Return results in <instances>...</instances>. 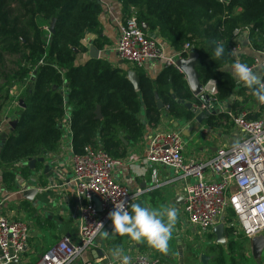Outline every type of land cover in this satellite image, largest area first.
Here are the masks:
<instances>
[{
	"label": "trees",
	"instance_id": "16d2710c",
	"mask_svg": "<svg viewBox=\"0 0 264 264\" xmlns=\"http://www.w3.org/2000/svg\"><path fill=\"white\" fill-rule=\"evenodd\" d=\"M119 1L124 20L135 17L148 38L158 35L181 58L189 56L185 43L196 39L192 51L199 54L196 70L200 81H216L220 104L230 99L239 84L230 72L218 70L223 62L211 58V41H221L226 52L232 53L236 31L248 28L254 49L264 48V0ZM102 11L100 0H0V126L17 86L24 87L18 101L25 105L12 112L18 124L7 135L5 145L0 143V168L27 165L31 159L56 152L67 114L75 154H83L88 147H102L116 160L125 159L129 144L142 141L147 129L159 127L165 114L173 120L195 122L193 111L178 101L201 106L200 100L175 67H166L154 80L143 69H133L140 79L136 90L127 69L114 67L106 58L76 64L79 54L88 53L83 45L85 36L102 33ZM53 19L56 27L50 34L45 28ZM238 42L243 45L242 39ZM108 45L103 38L94 42L99 51ZM226 59L234 62L232 55ZM240 92L250 95L244 101L232 102L230 113L235 117L247 113L248 119H259L264 104L252 90L243 87ZM156 94L164 105L162 110ZM98 107L101 119L96 115ZM230 113L212 115L204 125L211 130L223 128L229 134L234 128ZM24 170L30 168L25 166ZM3 179H14L13 172H4ZM227 234L235 236L232 228Z\"/></svg>",
	"mask_w": 264,
	"mask_h": 264
},
{
	"label": "built area",
	"instance_id": "2783aa9c",
	"mask_svg": "<svg viewBox=\"0 0 264 264\" xmlns=\"http://www.w3.org/2000/svg\"><path fill=\"white\" fill-rule=\"evenodd\" d=\"M244 32H249L248 28L235 33L237 44L231 49L235 53L234 62L244 63L243 45L238 42ZM192 48V42L184 45L185 52L190 53ZM117 54L123 63L134 69H142L151 60H165L162 46L144 34L133 16L124 20ZM179 58L178 54L176 59L166 60V67L177 68ZM257 64L258 60L254 59L248 65L255 72ZM203 94L220 104L215 80L203 84ZM230 115L236 130L234 147L224 143L210 157L187 159L182 133L157 127L150 136L145 160L150 166L172 169L176 179L185 182L184 211L190 224L199 228L201 234L223 224L226 229L232 228L234 234L250 240L264 234V113L255 120L248 119L247 113L237 117ZM63 124L70 129L69 114ZM119 164L120 160L112 158L102 147H88L83 154L72 153L71 183L82 201L78 237L75 240L62 238L34 264H93L85 255L96 247L99 235L111 222L109 213L115 203L125 201L130 206L143 193L141 190L133 192L118 182L115 169ZM95 200L100 202V211ZM30 237L27 221L0 215V264L23 263ZM156 263L145 255L128 258V264Z\"/></svg>",
	"mask_w": 264,
	"mask_h": 264
},
{
	"label": "crops",
	"instance_id": "0c3cea01",
	"mask_svg": "<svg viewBox=\"0 0 264 264\" xmlns=\"http://www.w3.org/2000/svg\"><path fill=\"white\" fill-rule=\"evenodd\" d=\"M100 1L103 7V11L99 17L102 33L100 35L88 33L85 36L83 45L88 48V53L79 54L76 64H85L90 59V44L94 45L96 40L103 38L107 39L109 42V45L101 51L103 58H106L114 67L120 66L127 70H133L134 68L131 65L130 68L129 66L127 68L126 64L124 65V63H121L117 54V45L124 23L122 4L119 0ZM199 30L200 27L197 28V32ZM151 37L159 41L165 55L164 61L151 60L142 68L144 72L154 80L166 68V60L170 58L176 59L178 54L169 43L162 40L158 35L152 34ZM239 37L242 39L244 46L241 51L242 60L250 65L254 59H257L258 64L255 72L264 76V48L259 51L254 49L249 39V32H244ZM194 41L196 40L191 39L188 42L194 43ZM243 87L242 84H239V88H237L235 92L236 97L232 102L236 100L242 101V96H244L242 95L243 92L239 93L238 91ZM11 96H14V93H12ZM232 102L220 104L223 112L230 111ZM19 107L22 108L20 105L18 108ZM13 117L15 118L16 116H11L10 119H8V116L4 117L2 123L3 130L0 128V131H2L0 133V143H2L3 134L8 135L10 133L9 123ZM159 127L182 133L186 144L184 156L187 159L210 157L216 152V150H214L215 147L208 145L210 143L206 140H203L204 146L199 147L196 153L194 149L189 148L191 144L190 139H196L200 132H214V130L208 129L204 124L202 125V131H200L201 129L196 131V122L184 123L183 121L173 120L165 114L163 115ZM3 131L6 133H3ZM62 131L63 139L57 151L45 156L47 157V162L51 165L50 170L45 172L46 166L41 163H37L35 170L30 169L29 171L24 170L25 166L28 165L22 163L14 167L0 168V215L8 216L13 219L26 220L31 229L29 243L44 242L45 239L46 243L52 244L41 254L45 253L62 238L66 237L75 240L78 237L81 224L80 205L82 201L79 199L76 189L71 183L73 178L72 131L66 124H62ZM153 131L154 129H147L142 141L129 144L127 157L120 160V164L116 166L115 176L119 183L125 185L131 191L137 192L141 190L143 193L138 198L143 195H153V197L160 196L164 203H166V200H171L172 205L176 208L177 220L173 229V234L176 243L179 247H182L183 250L180 254H176L177 256L167 255L165 258L161 257V259H159L161 264H174L178 260L181 261V264H191L190 261L194 262L199 260L196 257L194 258V255L190 256V247H193L197 243L218 246L227 245L229 243L236 244L238 242V237L236 236H239L244 241L242 235L234 234L235 236H233L227 234L226 243L218 244L212 232L201 234L199 228L190 224L188 216L184 211L185 200L183 199L185 182L177 180L175 172L170 168L160 165L150 166L146 163L145 159L148 155L150 136ZM235 137V126L229 134L225 132H223V134L220 133L218 147L224 143H228L229 145H231V142L235 143ZM210 147H212L211 149L213 150L212 154L206 155L205 152H208L207 148ZM4 172H13L14 179L4 180ZM32 186H35L39 192L33 201H29L24 198L23 193ZM29 215H31V217H29ZM112 228L111 221L102 232H107L108 234L105 236L101 233L97 239L96 247L86 253L85 259L87 261H91L93 264H112L114 263L112 260V250L117 247L120 248L122 254L128 258H134L139 255L148 257L145 251L147 248L144 247L145 244H143L144 242H128L127 239H129V237L126 235L118 237V233L113 236L111 233ZM100 252L102 254H100ZM32 253L31 246L28 245L25 261L21 264H32V259L30 257ZM203 255H201L200 258H202ZM251 255L250 249V256ZM38 259L37 257L35 262ZM149 259L155 261L151 258ZM155 262H157L156 264H160L157 260ZM251 263L261 264L259 261Z\"/></svg>",
	"mask_w": 264,
	"mask_h": 264
},
{
	"label": "clouds",
	"instance_id": "9594fccd",
	"mask_svg": "<svg viewBox=\"0 0 264 264\" xmlns=\"http://www.w3.org/2000/svg\"><path fill=\"white\" fill-rule=\"evenodd\" d=\"M212 56L214 60L222 61L218 70L231 72L237 84L253 91L257 100L264 104V76L254 72L247 63L235 61L229 63L226 57L235 53L226 52L225 45L219 40H212ZM130 208V210H129ZM112 221V235L127 236L132 241L146 242L161 253H166L173 229L177 220V210L174 207L164 209H149L140 204H126L125 201L115 203L114 210L109 213ZM107 232L102 235H107ZM114 264H128V257L122 254L120 248L112 250Z\"/></svg>",
	"mask_w": 264,
	"mask_h": 264
},
{
	"label": "rangeland",
	"instance_id": "374dc122",
	"mask_svg": "<svg viewBox=\"0 0 264 264\" xmlns=\"http://www.w3.org/2000/svg\"><path fill=\"white\" fill-rule=\"evenodd\" d=\"M133 11L135 13L134 7H133ZM43 26H46V24H43ZM48 29H49L48 27L45 28V30H48ZM125 64H126L127 68H128V66L130 68L129 64L124 63V65ZM23 89H24V87L21 88L20 86H17L12 92V93H14V96H11V100L8 104L9 106L7 105V107L5 108V112H4L6 114V116L9 117V119L11 116H14V115H12V112L15 111V109L18 110L17 109L19 106L18 97H20ZM242 95H244V96H242L243 97L242 101H244V97H246V96L248 97V95H250V94L243 92ZM15 97H17V98H15ZM21 101H20V103H21ZM0 128L3 130V125L0 126ZM9 128H10V126H9ZM200 131H202V128ZM1 132L2 131H0V133ZM223 132H225V130L223 128L214 129L213 133H209L208 131L207 132L202 131V132H200L199 136L196 139H193V140L190 139L191 144L189 145V148L194 149V152L196 153V152H198L199 147L204 146L203 140H206L208 143H210L208 145L214 146L215 147L214 150H217L219 134L220 133L223 134ZM211 148L212 147L207 148L208 152H205L206 155H209L210 153L212 154L213 150ZM134 204H140L141 206L147 207L149 209H164L167 207H174L171 203V200H166V203H164L163 199L160 198V196L153 197V195H143L140 198H137L135 200ZM29 217H31V215H29ZM118 237H120V235ZM236 237H238V242L236 244L235 243H233V244L229 243L227 245L218 246V245H213V244L212 245H206V244H198L197 243L193 247L191 246L190 247V252H191L190 256L194 255V258L196 257L199 260L194 261V262L190 261V263L191 264H203L201 262L200 256L204 254V255H206L205 257H207V264H236V263L237 264H252L251 262H254L255 260H254L252 255L250 256V248L248 246L249 240L244 238V241H243L239 236H236ZM127 241L133 242L132 240H130V238L127 239ZM143 244H145L144 247L147 248L145 251H146V254L148 255V257L155 260V261L156 260L159 261L160 264H161V262L159 259H161V257L165 258L167 255L177 256L176 254H180L183 250V248L179 247V245L176 243L173 233H172V238L169 241L168 251L166 253H161V252L157 251L155 248L149 246L146 242H144ZM29 245L31 246V249L33 251V253L30 255V257L32 259L31 262H32V264H34L37 257L39 255H41V253L43 251H45L52 244L46 243L45 239H44V242L39 241V242H36L34 244L29 243ZM125 246H128V245H125ZM259 263L264 264V254H263V259L261 261H259ZM174 264H181V261L178 260Z\"/></svg>",
	"mask_w": 264,
	"mask_h": 264
},
{
	"label": "water",
	"instance_id": "95a60500",
	"mask_svg": "<svg viewBox=\"0 0 264 264\" xmlns=\"http://www.w3.org/2000/svg\"><path fill=\"white\" fill-rule=\"evenodd\" d=\"M56 19H53L50 26H49V33L54 34L55 27H56ZM145 28V27H144ZM89 56L90 59H100L102 56V52L99 51L94 45L90 44L89 48ZM199 59V54L196 51L190 52L188 58H179L177 60V68L178 70L185 76L187 83L189 85L190 91L193 94L195 98H198L200 100L201 106H196L193 103H184L183 101H178L180 104H184L188 109L193 111L195 114V122H196V131L200 130L202 128V125L204 122L211 117L212 115H215L220 112L221 107L220 104L212 102V99L203 94V84L200 81V75L196 70V64ZM121 63H123L121 61ZM128 79L133 84L136 90H139L140 88V79L135 70H127ZM231 74V72H230ZM175 98V95H173ZM236 97V93H234L230 99L227 101L232 102ZM156 98L158 99V108L160 110L164 109L163 103L159 100L158 94H156ZM20 106L24 109L25 105L23 101H21ZM203 106H208V109H202ZM227 108V106H226ZM97 118L101 119V108L98 107L96 112ZM13 117L11 122L9 123L10 126V132H12L16 125L18 124V120H14ZM7 139V134H3V140L2 145H5ZM123 142L125 144H128V141H126L124 138H122ZM235 143L231 142V147H234ZM2 147V146H1ZM1 153V150H0ZM46 154L43 157L31 159L28 161L27 165L31 170L36 169L37 163L45 164V172L51 169V165L47 162V157H45ZM38 189L35 186L30 187L27 189L23 196L25 199L29 201H33L34 198L38 194ZM184 200V199H183ZM97 204V208L100 211L101 206L100 202L98 200H95ZM226 233L227 229L223 224L218 225L215 227L212 231V234L216 237V242L218 244H225L226 243ZM248 245L251 249L252 256L255 261H261L263 259L264 254V234L256 236L248 241ZM100 254H102L100 252ZM206 255H203L201 258V261L203 264H207V257ZM42 257V254L38 256L40 259Z\"/></svg>",
	"mask_w": 264,
	"mask_h": 264
}]
</instances>
